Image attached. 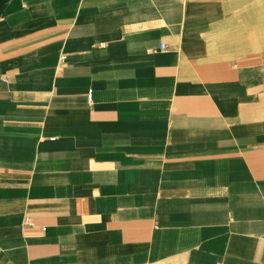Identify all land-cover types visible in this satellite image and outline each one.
<instances>
[{"label":"crops","instance_id":"crops-1","mask_svg":"<svg viewBox=\"0 0 264 264\" xmlns=\"http://www.w3.org/2000/svg\"><path fill=\"white\" fill-rule=\"evenodd\" d=\"M0 264H264V0H0Z\"/></svg>","mask_w":264,"mask_h":264},{"label":"built area","instance_id":"built-area-1","mask_svg":"<svg viewBox=\"0 0 264 264\" xmlns=\"http://www.w3.org/2000/svg\"><path fill=\"white\" fill-rule=\"evenodd\" d=\"M86 96H87L88 99L90 98V96H91V91L90 90H88V92L86 93ZM25 221H27V219H25Z\"/></svg>","mask_w":264,"mask_h":264}]
</instances>
